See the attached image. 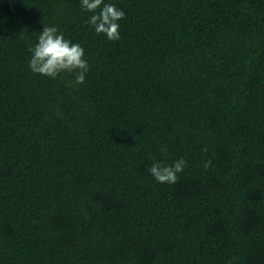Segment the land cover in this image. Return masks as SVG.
Returning <instances> with one entry per match:
<instances>
[{"label": "trees", "instance_id": "obj_1", "mask_svg": "<svg viewBox=\"0 0 264 264\" xmlns=\"http://www.w3.org/2000/svg\"><path fill=\"white\" fill-rule=\"evenodd\" d=\"M104 3L117 41L80 0H0V264H264V0ZM44 23L83 84L30 70Z\"/></svg>", "mask_w": 264, "mask_h": 264}, {"label": "clouds", "instance_id": "obj_2", "mask_svg": "<svg viewBox=\"0 0 264 264\" xmlns=\"http://www.w3.org/2000/svg\"><path fill=\"white\" fill-rule=\"evenodd\" d=\"M83 10L93 13L88 23L97 34H103L110 41L120 39V23L125 18V12L112 3L104 0H80ZM45 24V23H44ZM30 55L29 68L34 74L49 78H57L63 73L73 77V86L85 82L90 71V65L85 59V49L80 43L66 39L63 33L55 26L45 24L39 32L37 42L28 48ZM166 151V146H161ZM154 159V158H153ZM210 162L205 163L208 167ZM186 161L181 158L168 165L155 161L147 169L149 174L159 183L175 184L178 174L183 172Z\"/></svg>", "mask_w": 264, "mask_h": 264}]
</instances>
